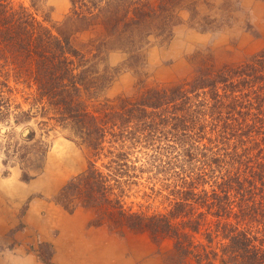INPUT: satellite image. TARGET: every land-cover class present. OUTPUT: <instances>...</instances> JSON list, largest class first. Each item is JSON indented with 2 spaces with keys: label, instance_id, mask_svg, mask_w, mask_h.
Masks as SVG:
<instances>
[{
  "label": "trees",
  "instance_id": "1",
  "mask_svg": "<svg viewBox=\"0 0 264 264\" xmlns=\"http://www.w3.org/2000/svg\"><path fill=\"white\" fill-rule=\"evenodd\" d=\"M70 1V14L54 31L50 17L40 21L25 5L0 0V123L27 126L40 117L50 128L54 122L95 159L56 203L71 213L93 212L92 226L112 234L170 243V264H264V51L222 66L211 51L202 60L195 55L186 80L152 86L140 80L134 96L100 101L113 82L107 69L100 71L110 54L121 52L124 65L139 72L153 41L173 39L183 11L193 28L220 31L235 20L240 1ZM30 2L37 12L44 6ZM83 35L91 37L78 43ZM12 78L36 88L28 111L16 104ZM24 135L19 159L23 180L31 181L43 170L48 146L30 144L34 131ZM137 148L155 153L151 167L167 182L168 194L158 192L170 203L167 213L126 207ZM105 158L109 174L98 166Z\"/></svg>",
  "mask_w": 264,
  "mask_h": 264
},
{
  "label": "rangeland",
  "instance_id": "2",
  "mask_svg": "<svg viewBox=\"0 0 264 264\" xmlns=\"http://www.w3.org/2000/svg\"><path fill=\"white\" fill-rule=\"evenodd\" d=\"M14 1L30 8L40 21L50 17L51 23L47 25L54 31L72 9L70 0H44L38 12L30 0ZM238 1L235 20L220 31L203 33L200 28H193L190 13L183 11V24L176 28L173 39L166 43L153 41L145 53L146 64L139 72L124 65L126 57L121 52L110 54L100 71L107 69L113 82L101 94L100 101L134 96L140 80H146L149 86L186 80L192 76L195 55L202 60L211 51L216 64L222 66L245 62L264 51V0ZM90 37L79 36L78 43H85ZM11 86L16 104L28 111L38 98L36 88L22 82L17 84L13 78ZM98 105L91 103L92 108ZM43 120L34 118L29 125L19 127L14 120L0 123V264H46L48 260L60 264L56 242L64 235L63 250L59 254L73 253L70 263L81 264L84 260L93 263L97 257L104 256L110 264H170L167 261L170 243L157 245L148 235L112 234L105 227L92 226L93 212L79 208L71 213L56 203L61 189L73 177L85 172L95 159L91 150L75 139L70 130L55 127L51 122L53 130L46 133L50 128L42 126ZM30 131L36 133L30 144L44 141L48 152L42 172L33 180L24 181L19 142L24 144V133L27 135ZM107 149L106 153L110 147ZM154 154L137 148L130 157L131 168L134 165L137 169L131 175L136 178L125 184L124 200L133 212L167 213L170 209V203L158 195L160 190L163 196L168 192L163 188L167 185L165 178L151 167ZM110 161L111 158H105L98 162L106 174L112 170L107 169Z\"/></svg>",
  "mask_w": 264,
  "mask_h": 264
},
{
  "label": "crops",
  "instance_id": "3",
  "mask_svg": "<svg viewBox=\"0 0 264 264\" xmlns=\"http://www.w3.org/2000/svg\"><path fill=\"white\" fill-rule=\"evenodd\" d=\"M64 237H65V235L60 238L61 241L58 240L56 242V251H58L56 254V257H58V259H59V256H60V264H74V262L70 263V261H69V258L74 257L73 253H71V255H67V256L65 254L62 255L63 252H61V254H59V251L63 250V239H64ZM80 259H81V257H80ZM104 259H105L104 256H99V257H97V259H95V261L93 263L84 260L83 262H81V264H105V263L110 264V262H106ZM102 260H104V261H102Z\"/></svg>",
  "mask_w": 264,
  "mask_h": 264
}]
</instances>
